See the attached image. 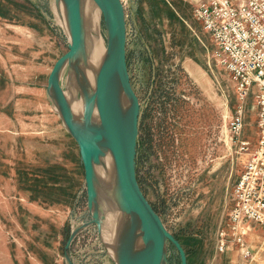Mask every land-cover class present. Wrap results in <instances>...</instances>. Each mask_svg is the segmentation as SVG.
Segmentation results:
<instances>
[{
	"label": "rangeland",
	"instance_id": "obj_1",
	"mask_svg": "<svg viewBox=\"0 0 264 264\" xmlns=\"http://www.w3.org/2000/svg\"><path fill=\"white\" fill-rule=\"evenodd\" d=\"M164 1L122 0L127 68L140 104L138 184L187 264H264V225H251L250 257L234 243L217 251V228H227L249 154L229 131L234 82L214 59L192 6ZM53 7V0H0V264H67L71 231L90 220L77 145L45 92L68 45ZM99 26L105 45L101 18ZM68 75L65 68L64 90ZM246 103L241 140L251 152L258 109L253 95ZM67 253L72 264H114L95 225L80 231ZM167 259L180 264L171 245Z\"/></svg>",
	"mask_w": 264,
	"mask_h": 264
},
{
	"label": "water",
	"instance_id": "obj_2",
	"mask_svg": "<svg viewBox=\"0 0 264 264\" xmlns=\"http://www.w3.org/2000/svg\"><path fill=\"white\" fill-rule=\"evenodd\" d=\"M53 1L62 3L68 45L48 74L45 92L65 131L77 145L90 216L87 223L71 231L64 246L66 263L72 264L67 249L80 231L95 225L100 233L103 212L100 202L107 199L119 205L125 215L113 248L114 264H169V245L177 252L180 264H187L185 251L144 196L136 177L140 104L127 68L126 15L121 0H92L99 8L105 34V45L97 62L90 61L84 51L82 0ZM86 65L92 88L83 72ZM65 68L83 99L80 120L73 116L60 83ZM103 158L107 159L112 175L108 182L95 177L94 166Z\"/></svg>",
	"mask_w": 264,
	"mask_h": 264
},
{
	"label": "built area",
	"instance_id": "obj_3",
	"mask_svg": "<svg viewBox=\"0 0 264 264\" xmlns=\"http://www.w3.org/2000/svg\"><path fill=\"white\" fill-rule=\"evenodd\" d=\"M193 15L210 36L214 59L234 82L229 131L239 151L249 153L233 187L227 228H217L216 248L223 253L234 243L250 257L245 239L251 225H264V0H208L193 7ZM249 95L258 109L259 131L251 152L248 142L241 140Z\"/></svg>",
	"mask_w": 264,
	"mask_h": 264
},
{
	"label": "bare ground",
	"instance_id": "obj_4",
	"mask_svg": "<svg viewBox=\"0 0 264 264\" xmlns=\"http://www.w3.org/2000/svg\"><path fill=\"white\" fill-rule=\"evenodd\" d=\"M53 11L58 21H61L65 34H67L62 3L58 2L57 4H54ZM82 17L84 28V51L88 53L90 61L97 62L104 47V41L99 26L100 11L92 0H82ZM88 67V65L83 66V72L88 80L90 88H92L93 82ZM66 84L65 96L69 102L71 112L77 120H80L82 117L83 99L81 95H78L77 85L72 77H69ZM93 117L97 122V116L94 114ZM94 171L95 177L98 180L103 182L112 180V175L106 158H103L94 166ZM100 206L103 207V212L100 214V236L113 258V248L117 243L125 215L121 208H119V205L112 203L110 200L102 199Z\"/></svg>",
	"mask_w": 264,
	"mask_h": 264
},
{
	"label": "crops",
	"instance_id": "obj_5",
	"mask_svg": "<svg viewBox=\"0 0 264 264\" xmlns=\"http://www.w3.org/2000/svg\"><path fill=\"white\" fill-rule=\"evenodd\" d=\"M184 2L187 3L188 5L192 6V17L196 20V18L193 15V7H195L196 5H199L200 3L206 2L208 0H178V2ZM161 3L165 2L164 0H160ZM175 11V10H174ZM176 12V11H175ZM176 14V13H175ZM197 21V20H196ZM190 65V64H189ZM191 66V65H190ZM195 69L197 68V65H195ZM191 68L193 69V67L191 66Z\"/></svg>",
	"mask_w": 264,
	"mask_h": 264
},
{
	"label": "trees",
	"instance_id": "obj_6",
	"mask_svg": "<svg viewBox=\"0 0 264 264\" xmlns=\"http://www.w3.org/2000/svg\"><path fill=\"white\" fill-rule=\"evenodd\" d=\"M102 25H103V23H102ZM126 61H127V64H128V58H127V56H126ZM137 149V148H136Z\"/></svg>",
	"mask_w": 264,
	"mask_h": 264
}]
</instances>
